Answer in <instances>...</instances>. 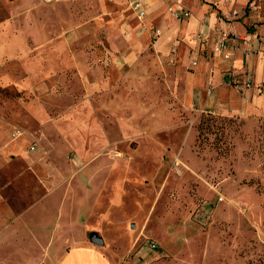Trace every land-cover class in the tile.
Wrapping results in <instances>:
<instances>
[{
	"label": "rangeland",
	"instance_id": "obj_1",
	"mask_svg": "<svg viewBox=\"0 0 264 264\" xmlns=\"http://www.w3.org/2000/svg\"><path fill=\"white\" fill-rule=\"evenodd\" d=\"M102 1L0 0V37L14 32L15 39L23 32L35 46L34 31L44 26L56 40L97 46L98 69L92 77L98 80L110 68V19ZM4 44L0 39V53ZM203 44L198 57L197 51L190 53L184 73L199 71L208 54L213 56L214 47ZM31 53L34 60L37 51ZM4 59L0 55V159L7 162L0 164V191L6 201L0 210H16L11 217L4 213L6 223L0 226V264H53L68 250L93 243V236L103 239L99 248L108 264H264V79L257 80L259 65L252 76L242 70L230 76L237 92L230 106L221 108L209 97L212 85L187 92L184 73L176 70L165 96V125H159L162 110L154 107L163 96L146 101L145 113L134 108L136 98L125 94L118 112L105 117L97 98L101 135L78 142L74 131L65 134L58 124L85 121L82 110L89 98L83 95V76L72 75L74 98L58 101L48 90L21 89L25 64ZM249 78L253 84L244 83ZM154 84L161 94L168 88L161 75ZM77 106L81 111L74 113ZM11 187L22 196L34 192L37 199L53 193L58 224L37 218V225H29L34 224L31 213L24 222L22 215L35 198L16 204V195L7 190ZM38 211L45 214L46 208L40 205ZM68 220L86 226H70Z\"/></svg>",
	"mask_w": 264,
	"mask_h": 264
},
{
	"label": "crops",
	"instance_id": "obj_2",
	"mask_svg": "<svg viewBox=\"0 0 264 264\" xmlns=\"http://www.w3.org/2000/svg\"><path fill=\"white\" fill-rule=\"evenodd\" d=\"M137 2L143 4L146 13L143 18L134 7V11L131 8ZM101 6L106 7L103 10L110 19L107 25V37L110 43L107 53L110 57L107 58V62L109 61L110 68L107 75L98 80L92 77L98 69L94 68L98 64L97 54L100 51L97 46L56 40L51 37L54 32H49L44 26H38L34 31L37 39L35 46L23 32L15 39L11 38L14 32L5 33L0 37L5 43L2 47L3 52L0 53L3 59L25 64V78H22L19 85L21 89L40 90L41 94L48 90L50 98L66 102L74 98L72 75L83 76L85 91L83 95L89 98L85 104L87 108L82 110L85 115L87 113L85 121H74L63 126L58 124L59 129L65 131V134L74 131L72 137L78 142L90 136L101 135L103 126L95 114L97 98L101 99L100 106L103 107L101 113L104 116L113 114V111L118 112L123 106L125 94L130 93L136 98L133 103L134 108L139 111L143 108L145 113L148 112L145 111L146 101L155 102L157 98L163 96V100L160 97L154 107L157 104L162 110L159 125H165L166 111H169L165 96H170L172 76L176 70L184 73L183 66L185 64L187 66L193 50L197 51L195 55L198 57L199 47L202 44L197 39L198 35L205 37L203 46L215 47L223 33H230L229 50L232 52V58L227 60L214 52L213 56L208 54L199 71L184 73L187 92H193L195 89L203 90L206 85H212V90H208L210 95L208 96L212 97V102L217 108H221L220 106L225 104L230 106V99L237 92V89L230 86L233 81L230 76L242 71L251 74L259 65L260 75L257 76V80L264 79V0H243L236 4L226 3L225 0H104ZM170 9L179 13L189 12L190 16L176 20L172 17ZM247 9L252 12L259 10V12L256 14L251 12V15L246 17ZM255 22H258L255 28L251 30L247 28ZM152 37L155 38L154 41L151 40ZM180 48L181 52L176 57ZM33 49L37 51L34 60L31 53ZM194 63H197L196 60ZM158 75L163 76L168 83L167 90L163 88V94L159 85L154 84ZM249 81L252 82L251 78L244 83L248 84ZM33 83L36 85L34 86ZM52 83H55L54 88ZM50 87L51 90L48 89ZM149 89L152 91H148ZM202 93V91L199 93L201 98ZM89 105L93 107L89 109ZM79 106L73 110L74 113L81 111ZM85 131L87 132L84 133ZM87 133L91 135H86ZM6 160L0 159L3 167ZM3 167L0 166V169ZM7 190L10 194L16 195L12 200L16 204H27L30 199L35 198L31 195L35 194L34 192L30 196H22L20 189L15 187ZM54 197L53 193H50L46 198H35V202L30 205L33 207L32 210L29 207L22 215L24 222L29 223L27 220L32 216L33 218L30 219L34 220V224L29 223V225H37V218L51 220V225H57V216L54 222L55 206L52 211L51 205ZM5 201V194L0 191V205ZM40 205L46 208L45 214L38 211ZM14 210H0V226L6 223L5 220L2 221L7 218L4 213H9L7 215L11 217L15 214ZM29 213L32 215L29 216ZM67 223L70 226H86L85 222L77 223L74 220H68ZM53 234H59L58 230ZM2 238L3 234H0V239ZM99 247L101 246L87 241L82 246L68 250L61 260L55 259L56 262L53 261V264H108L103 258V249Z\"/></svg>",
	"mask_w": 264,
	"mask_h": 264
},
{
	"label": "built area",
	"instance_id": "obj_3",
	"mask_svg": "<svg viewBox=\"0 0 264 264\" xmlns=\"http://www.w3.org/2000/svg\"><path fill=\"white\" fill-rule=\"evenodd\" d=\"M226 3H229V4H236L240 1H243V0H225ZM134 8L135 10L139 13V16L141 18L145 17L146 13L145 11L143 10V4L141 2H137L135 3L134 5ZM171 12V15L174 19L176 20H179V19H182L183 17H189L190 16V13L189 12H184V13H179V12H176L174 11L173 9H170L169 10ZM158 35H160V33H157ZM197 39L201 42L205 41V37H203L202 35H198L197 36ZM231 42V34L228 33V32H225L223 33L219 39H218V42L217 44L215 45L214 47V53L215 54H218V55H222L224 59H231L232 58V52L229 50V43ZM175 52V51H174ZM196 64V63H194ZM16 135H20V132H17ZM33 151L35 150V148H31ZM153 248H156V244L154 243L152 245Z\"/></svg>",
	"mask_w": 264,
	"mask_h": 264
},
{
	"label": "water",
	"instance_id": "obj_4",
	"mask_svg": "<svg viewBox=\"0 0 264 264\" xmlns=\"http://www.w3.org/2000/svg\"><path fill=\"white\" fill-rule=\"evenodd\" d=\"M135 227V226H134ZM92 242L96 245H103V239L101 237L93 236Z\"/></svg>",
	"mask_w": 264,
	"mask_h": 264
}]
</instances>
